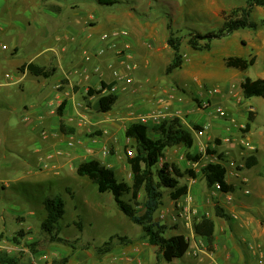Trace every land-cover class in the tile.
<instances>
[{"label":"crops","instance_id":"0c3cea01","mask_svg":"<svg viewBox=\"0 0 264 264\" xmlns=\"http://www.w3.org/2000/svg\"><path fill=\"white\" fill-rule=\"evenodd\" d=\"M61 1L63 0H20L23 6L22 11L26 18L24 17V20H20L21 23L16 26L20 30H26L29 33L27 43L33 49V55L28 61L23 63L15 62V72L5 73L4 75L0 72V95H5V102H7L5 103L6 105L2 106L9 113L12 111V105L9 101L26 93L24 85L30 76L43 79L44 81L51 79L54 81L52 84L43 82V85L35 91V102L30 108L26 107L27 113L19 121L12 120L8 116L0 117V175L10 171V169H15V164H18L23 174L27 173L30 177L35 176L37 182L35 186L40 191H45L48 185L51 184L47 183L51 175L59 178V181H64L72 176L75 171L77 173L79 165L86 161H99L114 172H117L119 160L117 161V157L112 155L111 141L124 139V148H133V142L128 141L129 139L125 137V132L131 125L140 124V118L143 116L162 112L165 117L164 119L160 118L159 121L150 120L145 125L148 128L149 136L153 132L155 139L159 138V134L156 131L157 127L163 123L171 124L177 121L176 112L178 111L182 115L179 118L182 121L181 125L186 124L187 127L191 125V122L185 119L183 111L179 109L185 102L183 87H179V92L165 88L155 100L157 92H159L157 86H150L145 91L143 84L140 83V79L146 77L149 67L155 63L154 61L159 62L158 57L163 49L170 52L169 59L165 62L166 68L173 57V51L168 46L170 35L168 38L159 36L151 23L148 22L150 17L147 15V9L139 11L131 8L129 3L134 2V0H118L119 3L114 5H103L99 0H75L71 8L70 6L61 5ZM84 1L112 8L108 24H112L116 29H113L112 32H105L98 44L94 43L95 33L91 30L93 27L98 26L97 22H95V19L83 21L82 17H80L83 14ZM168 1L178 4V0L176 2L174 0ZM197 2H199V10L203 11L206 21L218 18L222 21V24L224 13L237 7L246 6V0L243 6H228L226 0H197ZM8 4V0H0L1 15L4 14ZM114 7L118 8L115 9ZM253 14H261L264 19V7H254L251 15ZM34 24L39 26L35 25V27L33 26ZM166 26L170 33V28L172 29V27ZM4 27L5 25L0 24V34L3 32ZM33 28H39L40 31L36 29L35 33ZM121 31L127 32V35L116 36L117 32ZM254 31H256L255 40L250 37H246V39L253 44L255 54L244 59H255V64L253 65L257 69L255 77L252 78L248 74L251 67L245 72L231 69L232 71L229 74H224L223 71L219 75L213 63V44L212 49L204 51L206 53L205 56L200 57L185 72V74L192 72L195 80H197L200 91L199 96L203 97V100L199 99V97H193L197 103L207 101L211 103L216 100V95H219L226 109L235 117L241 114L242 117L247 119L244 113H240L242 112L240 108L243 107H251L250 110H257L259 114L264 99L256 97L247 99L241 89V83L247 77L252 80L264 79V29H260L257 24V28ZM237 32L239 31L234 32L232 35ZM45 38L49 39L50 43L42 48L41 41ZM246 39L241 37L239 40ZM235 40L238 39L236 38ZM229 45L225 43L223 51L227 50ZM121 51H125V55L118 54ZM81 52L89 56L90 60L87 61L86 57L84 59L81 58ZM18 53L19 47H15L12 56H17ZM229 57L234 56H230L229 53L223 55L224 64ZM187 58L189 57L187 56ZM28 64H36L45 68L51 67L56 70V73L48 79L35 76L28 70H21L23 66ZM101 65L102 68L100 67ZM128 65H135L136 69H128ZM243 73L244 79L239 80V86L235 85L232 82L233 78H239ZM129 78L133 83H128L127 80ZM204 80L215 82L217 87L209 89ZM103 83L106 88H103ZM221 84L226 86L225 89L220 87ZM90 89L96 91L92 96L88 94ZM180 91H183V93ZM111 94L118 97V101L114 105L116 106L115 110H111L108 113L97 111L95 106L98 100ZM153 100L155 101L153 102ZM149 103L153 104L150 108L148 107ZM165 106H168V110H165ZM29 109H33V111ZM247 122L246 120V124ZM62 125H64V130ZM226 125L227 123L223 125L222 131L226 130L228 133L233 128L229 127V129ZM183 129L188 131L185 127ZM16 133H18L19 139L15 141ZM87 133H100L101 135L91 138ZM211 138L205 137L202 140L198 139V141L194 139L193 148L195 145L199 148L201 141L207 142ZM25 144H28L30 149L25 150ZM173 149L174 151H170L166 158L171 157L175 153L179 156L180 149L183 151L182 156L184 153L194 155V152L184 147H173ZM28 152L30 154H27ZM12 155L17 160L13 161ZM182 156L178 158H182ZM28 160H31L36 166L35 171L32 172L26 169L25 165L27 164L25 163ZM66 167L69 169L67 170ZM41 174H45V178L47 175L46 181H41ZM131 174L130 177L132 179ZM228 175L230 176V174ZM239 180L240 177L233 179L227 176V182L235 187V192L225 195L240 196L239 192L243 190L238 189L237 183ZM24 181L25 177L21 176L18 178V182L27 187L29 183H23ZM84 183L86 184V182ZM197 183L196 179H192L190 183H187L189 187L187 195L178 201L172 200L173 204L171 203L169 208L164 207L163 202L158 211L159 220H155L159 223L164 221L165 224L162 225L169 226L167 231H171L172 234L168 237L176 235L192 236L190 249L185 255L190 258L192 264H264V230L260 232L256 228L249 227L251 225L250 220L247 222L245 217L242 218L233 214L236 211L235 207L229 208L226 206V214L230 213L232 216L227 222H230L232 226L221 223V218L216 216L209 217L215 223L216 219L219 220L218 224H216L212 249L209 248L206 238L192 235V232L185 228L183 221L178 217L177 206L184 203L188 196L193 197L200 220L203 217L201 214L204 213V198L206 199L209 195V188L206 182L200 184L201 188H204L203 191L194 190L198 186ZM0 185L3 190H5L6 185L11 187L10 183L3 180H0ZM48 198L37 201L36 207H34L35 211L32 213L34 217H36L38 208L42 207L46 218L44 202ZM220 199L222 202L225 201L222 195H220ZM174 204L176 214L173 213L172 205ZM255 205L257 204L253 203L251 206L247 198L237 199L235 203V206L242 207L240 213L242 212L243 214V211L249 208L253 213H258L262 210L260 203L258 207H255ZM1 220L3 221L5 218H1ZM20 220L21 222L23 221L21 218ZM18 229L23 230L24 228L20 225ZM128 241H122V245L114 247L113 250L98 259H94L91 254L74 255L69 264H74L77 261H82L84 264H161L162 260L164 261L158 255L157 248L152 247L147 238L139 242L136 240ZM192 242L193 244H191ZM196 248H200V252L194 257L190 252L195 251ZM15 249L19 250L21 247L15 246ZM24 251L28 253L27 250ZM35 256L38 259L40 257L43 258V256H47L50 261L52 259L48 254ZM43 262L45 260L40 261L41 264Z\"/></svg>","mask_w":264,"mask_h":264},{"label":"rangeland","instance_id":"374dc122","mask_svg":"<svg viewBox=\"0 0 264 264\" xmlns=\"http://www.w3.org/2000/svg\"><path fill=\"white\" fill-rule=\"evenodd\" d=\"M176 2V0H174ZM75 0H63L61 5L73 6ZM177 3L170 2L168 0H134L130 4V7L142 11L143 9L148 10L149 23H151L154 30L159 34L160 37H166L172 33L174 38H183L191 30L201 33H207L210 31L218 30L222 21L218 18L206 21L204 19L203 11L199 10V2L197 0H178ZM8 6L4 10V14H0V24L5 25L3 32L0 34V72L2 75L5 73H13L16 70L15 62L23 63L28 61V59L33 55V49L28 45L29 33L26 30L22 31L17 24L21 23L20 20H24L25 15L23 14V6L20 0H8ZM228 6H243L245 5V0H226ZM115 9L118 7H114ZM198 8V9H197ZM105 6L94 5L89 1H84L83 14L80 15L82 20L95 19L98 26L93 27L91 30L95 33L94 43L98 44L101 40V36L105 32H112L116 29L114 26L108 24V18L111 14L110 10ZM71 10V9H70ZM228 11L226 13H229ZM26 18V17H25ZM157 18V19H156ZM160 18V19H158ZM251 20L260 26V29H264V19L261 14L251 15ZM19 21V22H18ZM173 22V24H172ZM34 24L33 26H35ZM169 25L172 27L170 33L167 29ZM39 26V25H36ZM35 26V27H36ZM37 28H33V32L36 33ZM123 29V28H118ZM39 30V28L37 29ZM40 31V30H39ZM86 35V33H85ZM256 31L254 30H244L235 33L234 35L224 38L223 40H218L214 43L213 51V63L220 74H229L232 70L228 69L224 64L223 55L227 53L230 56L249 58L250 55H254L255 51L253 49V44L250 43L246 37H250L255 40ZM244 37L246 40H239ZM238 40H235V39ZM50 43V40L45 38L41 41L42 48ZM230 44L227 50L223 51L224 44ZM1 45L8 46V50L4 51ZM15 47H19V53L17 56H12V52ZM181 53L185 57V62L181 70L175 71L171 75H166L165 62L169 59L170 52L167 50H162L161 55L158 57V61L153 63L149 67V72L146 77L140 79V83L143 84L144 90H148L150 86H157L159 92H157V97L161 95L162 91L167 88L171 91L179 92V87H183L185 102L179 108L183 111L185 119L191 122L190 127L186 124H182L194 137L195 141H198V137L195 131L204 129L206 131L207 140L209 145V150L215 152L217 157H221L223 164L227 168L228 178L233 179L239 178L238 189L243 191L239 192L240 196H228L223 193H215L213 189H209V195L204 198V213L201 216L215 217L216 205L221 207L225 212H227L226 206L236 210L233 214L237 216L245 217L251 221L249 227L253 229H258V231L264 230V101H262V108L259 110H250L251 107L240 108V113H244L247 119L241 116V114L236 117L232 115L230 111L226 109L224 103L216 95V100L210 103L209 107L204 108L202 103L196 102L193 97H199L203 100V97L199 96V86L197 80H195L194 74L192 72H186L193 64L199 60L200 57L205 56V52L198 53L193 51L188 47L187 39H182ZM208 54V53H207ZM87 55L81 52V58H85ZM187 56L189 58H187ZM164 62V63H163ZM102 68V65L100 66ZM256 67H251L248 71L249 76L252 78L256 75ZM244 73L239 78H233L232 82L239 86V80L244 79ZM205 84L209 89H214L217 87L215 82H210L209 80H204ZM54 83V81L43 79H37L30 76L25 82V94L21 96L12 98L9 102L12 105V111L10 113L3 108L2 105H6L5 95H0V117L8 116V118L19 121L27 112L26 107L30 106L35 102L36 94L35 91L43 85ZM222 89H225V85L221 84ZM239 90V88L237 87ZM183 91L181 93H183ZM154 99V98H153ZM153 100V102L155 101ZM201 100V101H202ZM153 104L149 103V108ZM222 107L227 111V117H219L216 113V108ZM116 106L112 110H115ZM33 111V109H29ZM250 114H253L252 127L248 133H244L246 127V120ZM258 116V118H257ZM182 117V115H181ZM261 121V122H260ZM177 122H182L179 118ZM227 123L226 127H232L230 132L226 130L222 131L223 125ZM230 129V128H229ZM88 134V133H87ZM151 137L154 138L153 132L150 133ZM91 138L95 137L96 134H88ZM18 133L15 135V141L18 140ZM225 139H229L230 142H226ZM21 140V137H20ZM244 140L251 144L254 149H249V147L240 144V141ZM112 155L117 157L119 160V167L117 172H115L116 178L119 181L126 183H131L132 179L130 177L131 168L127 161L126 150L124 148V139L111 141ZM30 149L28 144H25V150ZM167 151H174L173 148H168ZM194 155H201L204 157L203 153L200 151L198 146L191 149ZM27 154H30L29 152ZM135 154V151H134ZM183 151L180 149L179 156L181 157ZM188 154V153H187ZM187 154L184 153L183 159L178 158V154H173L171 157L166 158L164 155L160 161L159 167L168 162L171 165L176 166L182 171L193 170L197 174V185L194 190L203 191L204 188L200 184H204L205 180L201 173V169L206 166L208 161L205 159L194 167L187 158ZM191 154V153H190ZM256 156L258 163L248 169L246 166V160L251 157ZM15 161L17 158L11 156ZM82 160V159H81ZM193 162V161H191ZM234 163V165H231ZM26 169L35 171L36 166L31 160L26 161ZM15 169H10V171L0 175V180L10 183L6 185L5 190L2 189L0 185V219L5 218V220L0 221V255H6L9 257H17L20 259L21 264H30V255L48 254L53 264H62L65 259L68 258L70 261L74 255L77 254H91L94 259L105 256L104 245L111 241V250L114 247L122 245V241L119 238H127L130 242L132 241H142L146 238L140 226L132 223L118 208L111 193L100 194L96 185H94L88 178L79 177L75 171L72 176L68 177L64 181H59L54 175L48 178V188L45 191H40L36 185L35 176H29L27 173L23 174L21 168L18 164H15ZM127 165V166H125ZM68 170L69 168L66 167ZM41 181H46L44 177L45 174H41ZM25 177L23 183H29L27 187H24L20 182H18L19 177ZM44 177V179H43ZM86 182V184L84 182ZM192 179L187 176L184 179H180V184L190 183ZM200 186V187H199ZM237 190V189H236ZM165 192L164 195V207L169 208L171 206L172 199L170 197L169 191L162 189ZM50 195V197H49ZM222 195L224 202L220 199ZM61 198L66 203V214L60 222V238L63 241L52 242L51 238L44 234L41 230V223L45 218V213L42 207L38 208L36 212V217L32 215L35 211L37 201H42L44 198ZM231 197V198H228ZM247 198L249 203L257 204L258 207L260 203V208L262 209L258 213H253L248 210H244V214L240 211L242 207L235 206L237 199L242 200ZM129 197H124V201L129 200ZM145 199L142 194L139 201L143 202ZM224 203V204H223ZM212 204V206H211ZM173 213L176 214L175 204L172 205ZM245 209V208H244ZM142 212L141 207L138 208ZM140 212V213H141ZM211 214V215H210ZM232 218L231 214L228 213ZM18 218V219H17ZM21 219L23 221L21 222ZM156 220H159V212H157ZM228 220L221 219V223L231 225ZM219 220L216 219V224ZM20 223V224H19ZM161 224L165 222L160 221ZM22 226L23 230L18 228ZM174 226V225H173ZM232 226V225H231ZM169 228L168 225H166ZM30 228L29 230H27ZM171 231H167V237L170 236ZM114 238V239H112ZM134 239V240H133ZM128 241V242H129ZM193 244V242L191 243ZM15 246H20L21 249H15ZM152 250V248H150ZM24 250H27L25 252ZM153 252V251H152ZM69 261L64 264H69ZM74 264H84L82 261H77ZM161 264H192L190 258L185 256L182 259H177L172 263H168L165 260Z\"/></svg>","mask_w":264,"mask_h":264},{"label":"trees","instance_id":"16d2710c","mask_svg":"<svg viewBox=\"0 0 264 264\" xmlns=\"http://www.w3.org/2000/svg\"><path fill=\"white\" fill-rule=\"evenodd\" d=\"M103 5H114L119 3L118 0H99ZM131 3H129L130 5ZM254 7H264V0H246L245 7H237L229 13L223 14V24L218 30L201 33L190 29L191 31L183 38H174L171 33L168 38V46L173 51V57L166 68V75H171L182 68L184 56L181 53L182 39H187L188 46L197 52L209 51L212 49L215 41L221 40L232 35L236 31L251 29L255 30L257 24L251 20V13ZM171 31V28H170ZM255 64V59H244L240 57H229L225 60V66L230 69H237L241 72L247 71ZM22 71L28 70L35 76L50 78L55 75L54 68H45L36 64H28L21 68ZM103 88L106 85L103 83ZM241 89L245 98H262L264 99V79L252 80L245 78L241 83ZM96 93L90 89L88 94L92 96ZM116 95L102 97L96 103V110L102 113H108L117 103ZM253 114L248 117L244 133H248L252 127ZM64 130V125H62ZM159 138L155 139L149 136L148 128L141 124H133L125 132V137L133 142L135 151L134 157L128 158V164L131 168L132 182H121L116 178L115 172L99 161L82 162L77 168V174L80 177H87L96 185L100 194L111 193L119 210L135 225L142 228L149 244L157 248V253L165 261L172 262L175 259L183 258L190 249V243L183 235L167 237V227L155 220L157 212L163 205L165 192L169 191L173 201L180 200L188 194L189 187L187 184L181 185L180 179L189 176L191 179H197V174L193 170L182 171L168 162L163 163L160 167V161L164 152L168 148L184 147L191 150L194 146V137L192 134L183 129L180 122L168 124L163 123L156 129ZM96 135L100 136V133ZM216 153L209 149L206 155L214 156ZM187 158L190 161L200 163L201 155L188 153ZM220 163L207 164L201 169L206 185L213 189L216 185L221 188V193L230 194L235 192V187L227 182V169L223 164L222 158L218 157ZM258 163L256 156H251L246 160V166L251 169ZM144 195V202H140L141 195ZM124 197L130 199L124 201ZM141 207L142 212L138 210ZM46 218L41 224V230L51 238L52 242L63 241L60 238V222L66 214V203L61 198H48L44 202ZM141 212V213H140ZM215 216L217 218L229 220L230 216L216 205ZM216 223L212 218L203 216L199 221L194 223L195 234L199 237L206 238L209 248H213ZM114 239V238H112ZM120 241H126L127 238H119ZM111 241L105 243L104 253L111 251ZM68 258L64 260L67 263ZM0 264H20L17 257L0 255Z\"/></svg>","mask_w":264,"mask_h":264},{"label":"built area","instance_id":"2783aa9c","mask_svg":"<svg viewBox=\"0 0 264 264\" xmlns=\"http://www.w3.org/2000/svg\"><path fill=\"white\" fill-rule=\"evenodd\" d=\"M126 35H127V32H125V31L117 32V34H116V36H126ZM1 48L4 51L9 49L8 46H6V45H1ZM118 54L125 55V51H121ZM86 60L89 61L90 57L86 56ZM127 67H128V69H133V70L136 69L135 65L134 66L128 65ZM115 75L117 76V74H115ZM127 81H128V83H133L130 78ZM112 91H114V89H112ZM212 93H214V92H212ZM202 106L204 108L209 107L210 106V102L209 101L204 102V103H202ZM164 108H165V110H168V106H165ZM216 113L218 114L219 117H227L228 116L227 111L224 110L222 107H217L216 108ZM176 116L178 118H180L181 113L179 111L176 112ZM160 118H163V119L165 118L162 115V112L155 113L153 115H146V116H143V117L140 118V124L145 126L146 124L149 123L150 120L159 121ZM195 134L198 137V139H201V140L203 138L207 137L206 131L204 129H200V130L195 131ZM128 141L130 142L131 140L129 139ZM225 141L226 142H230L229 139H225ZM240 144L249 147V149H252V150L254 149V147L251 144L247 143L244 140H241ZM208 148H209V145H208L207 142H202L201 141L199 143V149L204 154L203 155L204 157H202V160L205 159L206 161H208L207 164L220 163V160H219V158L216 155H214V156L213 155L212 156L206 155V151L208 150ZM167 155H169V151L168 152H164V156L167 157ZM126 156L129 159L134 157V149L129 147L126 150ZM181 159H183V156H182ZM189 162L194 167H197L198 164H199V163H196V162H191V161H189ZM231 165H234V163H232ZM131 176H132V174H131ZM213 191L215 193H220L221 192L220 186L216 185L213 188ZM177 207H178V213H177L178 217L183 221V224H184L185 228L190 230L192 232V235L196 236L195 230H194V223L197 220H199V212H198L197 208L194 205L193 197L188 196L186 198V201L184 203L179 204ZM184 237L189 243L192 240V236L185 235ZM199 252H200V248H196V250L193 251V252H190V254L193 255L194 257H196L199 254ZM43 260H45V262H43L42 264H53L52 261L48 260L47 256H43V258L40 257V259H38V258H36V256L31 254V264H41L40 261H43Z\"/></svg>","mask_w":264,"mask_h":264}]
</instances>
